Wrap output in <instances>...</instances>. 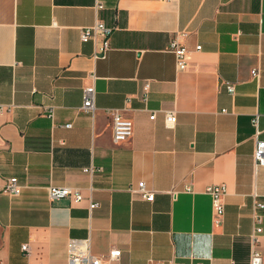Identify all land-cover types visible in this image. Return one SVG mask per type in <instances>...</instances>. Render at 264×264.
<instances>
[{
  "label": "crops",
  "instance_id": "1",
  "mask_svg": "<svg viewBox=\"0 0 264 264\" xmlns=\"http://www.w3.org/2000/svg\"><path fill=\"white\" fill-rule=\"evenodd\" d=\"M97 17L116 27L99 58L81 38ZM180 32L182 70L170 50ZM91 85L94 114L81 110ZM107 108L133 121L129 139L115 143ZM256 115L264 137V0H0V186L21 185L0 194L3 261L68 264V242L90 235L97 254L121 250L114 264H250L253 201L264 202ZM140 182L153 201L130 190ZM216 183L220 223L206 193ZM50 186L84 199L52 200Z\"/></svg>",
  "mask_w": 264,
  "mask_h": 264
},
{
  "label": "built area",
  "instance_id": "2",
  "mask_svg": "<svg viewBox=\"0 0 264 264\" xmlns=\"http://www.w3.org/2000/svg\"><path fill=\"white\" fill-rule=\"evenodd\" d=\"M99 11L103 8L101 2H97L95 6ZM116 27L107 25L101 18L97 17L92 25L83 27L81 38L83 41L93 40L97 43L96 52L94 56L96 58L104 57L110 48V37ZM185 32H180L175 35L170 43V50L176 56V65L178 70H182L187 64L188 48L183 42ZM201 49V45L196 47ZM253 75L258 76V69L253 70ZM226 87L230 92H234L235 85L233 83H226ZM149 84L144 86V90L147 92ZM82 111L94 114L96 110V89L94 86H88L84 91V101L81 107ZM53 108H49V114L53 115ZM106 112L112 118L113 127V139L115 143L123 142L129 139L133 135L134 124L129 118H126L119 109L107 108ZM156 113L151 114V118L154 119ZM166 121L169 125H174L177 121V115L175 111H166ZM252 123L256 128V147L253 154L256 166L264 167V137H260L259 130V116L256 115L252 119ZM66 127H71L72 123L65 124ZM86 170L94 171V167H88ZM130 190L133 193H139L144 199L153 201L155 198V191L149 190L144 182H140L137 186H131ZM187 191H191L190 186H186ZM21 192V185L18 182L17 177L9 178L5 185L0 186V194L10 193L12 195H19ZM206 193L210 194L213 201L214 221L220 223L225 213V206L223 199L227 193V187L223 183H216L206 187ZM49 195L52 200L60 199L62 197L70 196L75 201H81L84 199V195L79 189L70 186H50ZM176 196V193H174ZM97 202H90V208L93 209L98 206ZM252 218L254 221L253 230L250 234V264H264L263 255L260 250V235L263 230L262 221L263 216L259 210L264 208V202H261L256 197L253 201ZM22 249L29 253L30 246L25 243ZM121 256V250L119 248H112L105 255H100L94 252L92 247V238L90 235L84 238H74L68 242V264H114ZM0 264H6L0 254ZM151 264H164L162 260H151ZM179 264V263H173Z\"/></svg>",
  "mask_w": 264,
  "mask_h": 264
}]
</instances>
